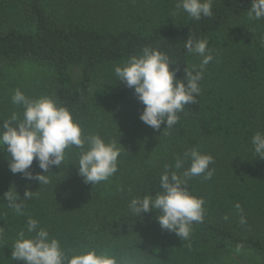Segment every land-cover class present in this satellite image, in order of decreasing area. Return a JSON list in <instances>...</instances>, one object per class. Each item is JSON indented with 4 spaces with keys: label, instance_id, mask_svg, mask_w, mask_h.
Here are the masks:
<instances>
[{
    "label": "trees",
    "instance_id": "obj_1",
    "mask_svg": "<svg viewBox=\"0 0 264 264\" xmlns=\"http://www.w3.org/2000/svg\"><path fill=\"white\" fill-rule=\"evenodd\" d=\"M176 2L0 0V77L4 67L20 63L44 68L35 91L24 94L52 99L85 135L122 147L113 179L94 185L72 165L80 151L74 147L64 165L50 167L47 185L13 174L0 151V198L14 188L21 199L26 189L34 193L23 214L0 199V264H24L11 252L20 231L29 235L28 218L68 256L95 248L118 264H208L239 249L264 264V159L251 143L255 133H264V19L249 20L251 0H213V16L200 20ZM188 38L206 39L213 60L204 67L196 102L184 106L171 128L153 130L139 119L144 106L115 77L114 66L148 46L178 63L176 78L183 80L184 68L193 66L194 54L184 47ZM12 95L0 89V121L23 112ZM192 148L213 157L214 173L211 180L188 181L206 211L203 223H194L189 239L181 240L160 228L156 213L135 215L129 203L145 192L156 195L166 165L182 173L175 161ZM28 171L43 174L35 160Z\"/></svg>",
    "mask_w": 264,
    "mask_h": 264
},
{
    "label": "clouds",
    "instance_id": "obj_2",
    "mask_svg": "<svg viewBox=\"0 0 264 264\" xmlns=\"http://www.w3.org/2000/svg\"><path fill=\"white\" fill-rule=\"evenodd\" d=\"M212 4L213 0H177L176 8L182 9L192 20H200L213 16ZM247 15L251 21L264 19V0H251ZM184 47L189 54L198 55L202 60L199 70L195 65L190 70L184 68L183 80L176 78L178 63L148 46L143 47L141 53L128 57L123 64L114 66L115 77L133 89L144 106L139 119L153 130L160 129L161 124L171 128L178 123V114L183 112L184 106L196 102L204 67L213 60L206 39L188 38ZM11 102L23 112H13L8 119L0 121V151L7 153L8 167L13 174L19 173L26 180L35 179L39 185H47L51 182L50 167L64 165L67 150L73 147L80 151L72 165L85 183L100 184L117 173L122 149L118 140L106 141L98 134L85 135L72 113L48 97L30 99L16 89ZM251 143L254 152L264 159V133H255ZM34 160L43 174L33 176L28 171ZM213 163L211 155L202 154L197 148L186 151L174 165L176 170L183 169L182 173L170 172L166 165L159 176L156 195L153 197L145 192L131 199L129 210L139 216L154 212L162 230L174 233L181 240L189 239L192 225L203 223L206 210L204 199L192 195L187 184L197 176L211 180L214 170L209 165ZM33 195L26 189L21 199L14 188L0 199L8 201L7 205L16 213L23 214L24 201ZM239 207L237 204L236 208ZM240 222L245 223L243 217ZM26 232L27 237L23 230L17 234L11 252L13 260L24 264H118L115 257L95 248L66 255L60 241L51 237L46 228L39 227L36 219H27Z\"/></svg>",
    "mask_w": 264,
    "mask_h": 264
},
{
    "label": "rangeland",
    "instance_id": "obj_3",
    "mask_svg": "<svg viewBox=\"0 0 264 264\" xmlns=\"http://www.w3.org/2000/svg\"><path fill=\"white\" fill-rule=\"evenodd\" d=\"M201 60L202 57L194 54L193 66L195 65L199 69ZM45 73L44 68L32 63H20L11 67H4L0 77L1 93H5V91L14 93L16 89H20L23 93L34 92L35 86L41 81ZM157 157V154H153L152 161L155 162ZM259 262V258L249 251L230 249L222 253L217 260L208 264H257Z\"/></svg>",
    "mask_w": 264,
    "mask_h": 264
}]
</instances>
